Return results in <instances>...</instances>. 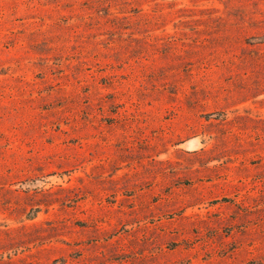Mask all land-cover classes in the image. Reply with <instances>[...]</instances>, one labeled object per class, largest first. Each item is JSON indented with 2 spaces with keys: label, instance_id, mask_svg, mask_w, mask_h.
I'll list each match as a JSON object with an SVG mask.
<instances>
[{
  "label": "rangeland",
  "instance_id": "obj_1",
  "mask_svg": "<svg viewBox=\"0 0 264 264\" xmlns=\"http://www.w3.org/2000/svg\"><path fill=\"white\" fill-rule=\"evenodd\" d=\"M0 264H264V0H0Z\"/></svg>",
  "mask_w": 264,
  "mask_h": 264
}]
</instances>
